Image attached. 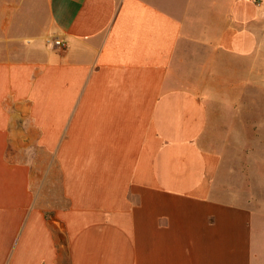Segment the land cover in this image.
I'll return each instance as SVG.
<instances>
[{
	"label": "crops",
	"instance_id": "obj_1",
	"mask_svg": "<svg viewBox=\"0 0 264 264\" xmlns=\"http://www.w3.org/2000/svg\"><path fill=\"white\" fill-rule=\"evenodd\" d=\"M263 9L0 0V264H264L222 183L261 126Z\"/></svg>",
	"mask_w": 264,
	"mask_h": 264
},
{
	"label": "rangeland",
	"instance_id": "obj_2",
	"mask_svg": "<svg viewBox=\"0 0 264 264\" xmlns=\"http://www.w3.org/2000/svg\"><path fill=\"white\" fill-rule=\"evenodd\" d=\"M264 11V9H263ZM264 18V16H263ZM264 92L255 101V121L261 123L255 132L246 131L244 155L230 149L226 164L222 165V183L229 184L243 194L244 203L254 210L255 220L264 223ZM249 107L246 102V107ZM227 178L226 180H224Z\"/></svg>",
	"mask_w": 264,
	"mask_h": 264
},
{
	"label": "built area",
	"instance_id": "obj_3",
	"mask_svg": "<svg viewBox=\"0 0 264 264\" xmlns=\"http://www.w3.org/2000/svg\"><path fill=\"white\" fill-rule=\"evenodd\" d=\"M47 43L49 45H52L53 47H58V48H65L66 47V43L58 37L49 38L47 40Z\"/></svg>",
	"mask_w": 264,
	"mask_h": 264
}]
</instances>
